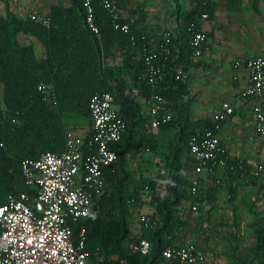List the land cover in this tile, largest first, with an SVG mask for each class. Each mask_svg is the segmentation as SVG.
Segmentation results:
<instances>
[{"label": "trees", "instance_id": "16d2710c", "mask_svg": "<svg viewBox=\"0 0 264 264\" xmlns=\"http://www.w3.org/2000/svg\"><path fill=\"white\" fill-rule=\"evenodd\" d=\"M168 2L165 0L166 21L171 16L176 24L164 30L169 37L163 34L155 42L136 28L130 33L115 30L99 6L95 8V16L100 35L95 36L84 25L82 0L57 1L49 13L38 11L50 17L49 28L33 23L28 17L17 19L9 12L6 16L0 12V202L7 195L21 191L33 196L20 172L22 161L37 159L45 152L61 153L66 139L74 136L83 139V156H86L92 137L88 104L96 92L113 94L114 104L126 124L121 140L112 145L118 155L116 172L106 173L107 188L94 197V208L84 223L86 249L92 264H164L162 250L177 240L187 226L194 227L199 219V224L209 222L207 215L194 216L191 221L192 215L183 214L184 210L180 209L191 198L190 181L185 176L191 163L188 142L198 132L196 129L203 132L224 121H215V117L212 121L199 119L190 123L193 130H187L186 105L194 94L188 78L176 80L175 70L181 67L189 72L200 64L191 57V39L194 32L202 30V14H208L210 20L215 15L216 4L211 0H186V8L182 10L178 1L176 9ZM255 3L253 0L254 10ZM225 6L229 11L239 10L242 0H226ZM21 35L37 39L45 55L39 58L34 44L23 43ZM161 45L168 48L165 54H159ZM153 48H157V62L165 72V82L156 92L163 96L172 116L169 123L155 128L165 137L161 145L150 138L149 131L153 128L149 115L131 92L137 89L149 101L151 89L141 75L145 68L144 51ZM125 70L131 73V83L123 76ZM42 82L53 83L55 105L48 103L37 90ZM69 115L79 116L87 124H78L81 122L78 118L67 123L65 117ZM146 149L158 156L155 161L158 168L140 182L138 196L156 210L158 226L142 235L150 243L149 254L143 256L133 249L140 235L135 221L137 193H126V184L134 176V170L126 169L125 165L127 155L134 158ZM236 164L238 161L227 156L224 170L242 172L237 166L230 170ZM229 191L231 195L233 190ZM252 228L254 242L244 254L245 263L252 254L264 258V216L255 215ZM213 253H204L206 261L219 264Z\"/></svg>", "mask_w": 264, "mask_h": 264}, {"label": "built area", "instance_id": "2783aa9c", "mask_svg": "<svg viewBox=\"0 0 264 264\" xmlns=\"http://www.w3.org/2000/svg\"><path fill=\"white\" fill-rule=\"evenodd\" d=\"M99 6L106 13L115 30L130 33L136 28L131 17H125L121 0H82L85 27L99 37L95 8ZM28 18L35 24L49 28L50 17L37 10ZM208 14L201 16V21ZM169 33H164L169 37ZM207 47V34L203 30L193 33L191 39L192 59L202 57ZM168 51L160 46L159 54ZM144 72L141 79L150 89L151 95L147 114L153 129L171 121V113L163 103V96L156 92L165 82V72L157 62V48L144 51ZM233 81H239V73L245 75V85L240 89L241 99L250 103L256 122V137L264 142V55H247L232 60ZM189 72L181 67L175 70L176 80L188 78ZM37 90L48 103L55 105L54 85L51 82L38 84ZM88 110L92 122V137L83 156V139L69 137L61 153L45 152L37 159L24 160L20 172L25 186L33 193L21 191L7 195L0 202V264H92L86 249V218L94 208V197L107 188L106 173L114 174L117 152L112 145L119 142L126 132V124L114 104L110 92H96L92 95ZM235 113L229 101L221 104L215 121H224ZM222 124L197 132L188 142L191 165L185 176L190 181L191 198L187 201L193 216L199 214L198 200L205 194L201 182L208 174L222 171L226 167L228 149L222 143ZM2 147V144H0ZM235 166L245 172L241 163ZM254 176L264 178V163H257ZM147 188V187H145ZM137 212L140 232L158 226V214ZM76 230V236H75ZM134 251L145 256L150 252L149 241L139 235ZM165 264H215L206 261L204 252L196 241L176 240L167 245L161 253Z\"/></svg>", "mask_w": 264, "mask_h": 264}, {"label": "crops", "instance_id": "0c3cea01", "mask_svg": "<svg viewBox=\"0 0 264 264\" xmlns=\"http://www.w3.org/2000/svg\"><path fill=\"white\" fill-rule=\"evenodd\" d=\"M211 1L216 4V12L210 20L202 24V30L205 33L207 32L209 42H207L208 46L202 57L198 58L201 63L197 67L200 69L211 67L219 72L224 66V59L232 62L234 58L260 54L240 53V50H236L237 48H233V45L227 43L228 40H223L222 33L223 27L228 24V21H231V25L232 21H237V23L241 21L243 24L264 25V0H256L255 10L253 9V0H242L241 8L234 11L226 9V0ZM128 9L136 12L138 20L137 23L135 22L136 29L144 32L146 36H150L153 42L158 41L163 36L166 28H173L176 24L174 17L171 16L166 21L167 7L165 0H122L121 10L125 17L131 16ZM223 47L228 48L229 52L223 53L221 50ZM254 49L251 48V50ZM117 63L120 62L117 61ZM123 76L127 83H131V73L126 71ZM239 77V81L226 84V86L231 88L230 90L227 89L229 91L226 100L234 106L235 113L224 120L220 137L222 143L228 149L230 160L238 161V163L245 166V172L228 173L226 170H222L210 173L202 179L201 182L204 184L205 194L198 201L199 214L197 217L201 218L207 215L209 222L201 221L202 226H199L201 225V222L200 224L198 222L200 219L196 220L195 223L197 224L194 227L187 226L177 239L196 241L204 253L215 251L213 255L217 263H219L217 259L223 254L236 258L234 254L238 245L235 242L241 241L243 231L241 219H248L245 226L247 228L250 225V230H252L254 216H264V178L251 174L257 163H264V142L259 141L256 137V122L253 119L250 103L241 99L239 95L240 89L245 85L244 73L240 72ZM131 92L136 95L142 110L147 114L149 102L145 100L137 89L133 88ZM146 118L149 122V118ZM78 124L86 125L87 122L81 121ZM149 132L150 138L157 140L159 145L165 141V137L155 129H151ZM130 156L131 158L127 155L126 169H129L128 164L133 158L132 155ZM135 157L132 159L135 161L134 176L139 177L141 182L145 180L149 172L158 168L155 164L158 156L154 154V151L146 149L139 152ZM138 189L139 186H137L135 191L137 193L135 199L137 212L139 207L141 213H152L153 207L144 198L141 199L138 196ZM230 189L233 190L232 196L230 195ZM180 209L184 210L183 214L192 215L188 209L187 201L184 202ZM135 219L137 222V213ZM192 219L194 220L193 215L191 216V221ZM221 219L226 220L221 221ZM136 226L139 225L137 224ZM145 232L142 231L140 234L144 235ZM253 242L254 239L251 241L250 247L253 246ZM237 256L239 259L236 260H238L239 264L244 263L243 258H240L241 255L238 254Z\"/></svg>", "mask_w": 264, "mask_h": 264}, {"label": "rangeland", "instance_id": "374dc122", "mask_svg": "<svg viewBox=\"0 0 264 264\" xmlns=\"http://www.w3.org/2000/svg\"><path fill=\"white\" fill-rule=\"evenodd\" d=\"M57 1L65 2L67 0H0V12L6 16L9 12L10 15L16 17L17 19H25L28 17L29 13L33 10H37L43 13H49L50 7ZM180 8L183 10L186 8V0H177ZM176 0H169V5H172L173 9H176ZM247 1V0H246ZM131 18L137 23L136 12L128 9ZM175 12V11H174ZM226 22V21H222ZM207 33V32H206ZM222 38L224 41L228 40L227 43L233 45V48L240 50V53H260L264 55V25H252L243 24L241 21H228V24L224 25ZM23 43L32 42L36 49V54L39 58L45 55V50L41 43L35 38H26L23 35L20 36ZM207 42H209V37L207 35ZM208 46V44H207ZM251 48H255L251 50ZM222 52H229V49L223 47ZM242 54V55H243ZM196 64L201 63L200 60H193ZM222 62V60H221ZM222 65V64H221ZM223 67L219 72L215 68L200 69L195 66L189 70L188 83L189 87L193 90V97L186 105V115L188 119L184 123L187 130H193L190 123L197 121L199 119H205L212 121L216 114L220 112L221 104L227 101L228 91L231 89L226 86V84H232L234 71L232 68L231 60H223ZM199 66V65H198ZM229 89V90H227ZM0 107H2V91L0 88ZM78 118L79 121H83L79 116L69 115L65 117L67 123L74 122ZM191 127V128H190ZM205 128V127H204ZM203 129V128H202ZM199 132V129H196ZM164 150V149H163ZM161 150V152L163 151ZM136 158V157H135ZM135 160V159H134ZM128 164L130 170L135 172V161H131ZM140 184V179L136 175L126 184V193L136 194V188ZM257 208V207H255ZM226 219H221L225 221ZM242 235L241 241L235 243L238 245L236 248L235 256L232 258L231 255H221L217 261L221 264H239L238 254L241 255L240 258L246 260L244 254L248 251L251 241L254 239V231L251 226L248 225L247 228L245 223L248 221L246 218H242ZM242 264H264L263 257H254L252 254L247 262Z\"/></svg>", "mask_w": 264, "mask_h": 264}]
</instances>
